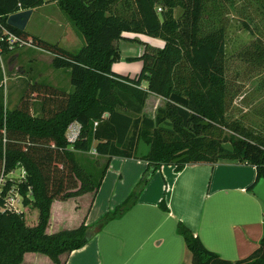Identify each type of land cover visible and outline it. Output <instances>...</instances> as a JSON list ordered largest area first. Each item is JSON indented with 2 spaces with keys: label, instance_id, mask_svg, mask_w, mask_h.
Listing matches in <instances>:
<instances>
[{
  "label": "trees",
  "instance_id": "16d2710c",
  "mask_svg": "<svg viewBox=\"0 0 264 264\" xmlns=\"http://www.w3.org/2000/svg\"><path fill=\"white\" fill-rule=\"evenodd\" d=\"M72 22L83 40L75 51L60 47L6 24L8 14L39 7L44 0H0V22L32 45L52 54L54 68H68L70 92L38 82L27 83L16 105L6 109L0 94V178L16 167L22 177L14 191L21 205L7 207L11 182L0 186V264H19L24 252L45 255L59 263V255L83 246L109 221L119 218L137 200L151 175L164 164L175 172L185 165L226 160L254 167L264 178V134L228 119L227 82L224 74V32L205 28L206 0H48ZM232 2L233 0H225ZM264 7V0H249ZM128 6V12L122 7ZM159 7V12H156ZM180 14L174 17L173 9ZM217 9V8H216ZM122 32L157 37L161 47L138 57V72L129 77L111 70L119 59L117 41ZM252 62L262 60L253 43ZM4 45L0 54L10 53ZM244 54V53H242ZM148 94L161 98L152 117L143 106ZM38 101L40 115L32 113ZM79 124L76 140L68 143L64 132ZM93 122H96L93 125ZM139 142L145 149L136 154ZM94 150L91 165L83 168L76 154ZM137 158L145 168L131 191L92 224L46 233L49 206L86 192L94 194L111 157ZM104 158L102 164L99 159ZM161 210L167 207L163 200ZM29 214V217L27 218ZM257 247L245 258L229 261L206 249L180 221L175 232L190 255L189 264H264V213Z\"/></svg>",
  "mask_w": 264,
  "mask_h": 264
},
{
  "label": "crops",
  "instance_id": "0c3cea01",
  "mask_svg": "<svg viewBox=\"0 0 264 264\" xmlns=\"http://www.w3.org/2000/svg\"><path fill=\"white\" fill-rule=\"evenodd\" d=\"M130 34L132 33L122 32L121 36L132 38ZM139 35L144 38L137 39H141L145 43L148 41L145 35ZM58 42L59 40H56L54 43L69 50L65 48L64 44ZM153 43L158 48L162 45L160 42ZM82 44L83 40L82 42L79 40L77 48ZM117 47L119 59L111 64V70L129 77L134 76L141 66L140 61H130V63H136L131 71L126 68V71H116L121 68L115 66L120 60L126 61L125 58L138 57L141 54L139 45L137 43L126 45V42L120 39L117 41ZM28 49L30 50L29 54L24 55L26 58L33 57L35 61L41 60L44 64L53 67L51 65L52 54L40 48L28 47ZM14 52H10L13 58L8 57L7 59V62L11 60V64H8L9 70L12 64H17V61H20L18 52ZM54 69L57 71L47 72L48 81L46 83L40 79V74H37V77L31 79L29 83L49 84L62 91L70 92L72 86L69 82L68 68ZM58 69L63 70L58 72ZM148 100L155 106L161 101V98L154 94H148L142 109L143 113ZM32 107L33 115L39 116V102L34 101ZM113 158L133 159L136 166L135 170L131 174L127 173L123 179L121 173L118 174V179L122 183L119 188H115L118 180L116 179L114 182L113 188L118 192L117 199L114 200L117 205L127 196L128 191L139 178L145 168V162L137 158L115 156L110 159ZM19 169L22 171L20 167ZM106 177L105 170L97 193L100 188L102 189ZM254 178L255 169L253 166L226 160L215 163L188 164L177 172L173 170L171 164L161 165L151 175L137 200L129 209L119 218L107 222L105 230L95 234L80 248L59 255L58 264H189V253L181 236L175 232L177 221L182 222L206 249L215 252L221 258L229 261L243 259L257 247L262 232L261 202L251 191L246 189ZM96 192L94 194L86 192L69 197L73 200L74 208L78 213L69 221L70 225H65V221L61 217L62 205L69 198L53 200L49 206L45 232L52 233L63 228H74L82 221L89 225L106 208H111L97 205L98 199L101 200V192L99 194ZM82 198L87 199L83 200ZM161 200L167 207L166 211L161 210L158 206ZM80 202H86L83 206L85 208L80 209ZM16 211L18 210L16 209ZM53 211H56L61 218V221H57L56 226L51 225ZM90 214L93 215L88 218ZM55 222V219L52 220L53 224ZM38 260L45 264H54L45 255L34 252H24L19 264H37Z\"/></svg>",
  "mask_w": 264,
  "mask_h": 264
},
{
  "label": "rangeland",
  "instance_id": "374dc122",
  "mask_svg": "<svg viewBox=\"0 0 264 264\" xmlns=\"http://www.w3.org/2000/svg\"><path fill=\"white\" fill-rule=\"evenodd\" d=\"M206 6L207 8L214 6L215 9L208 12L207 18L203 20L202 25L205 28L220 26L224 32V74L228 88L226 116L228 119L238 121L250 130L264 134V7L249 0H233L231 3L225 0H206ZM122 7L128 12V6ZM156 12H159V7H156ZM179 14L180 9L174 8V17H178ZM23 30L50 43L59 40L58 43L64 44L65 48L69 50L78 49L79 40L82 42V38L72 22L58 9L55 2L48 0H44L39 7L32 9ZM130 33H132L130 34L132 38L125 37L122 40L126 42V45L137 43L141 53L144 47L148 51L157 49L158 47L153 42L162 44L160 38L145 35L148 40V43H145L141 39H137L144 38L139 35L141 33ZM255 42L263 49L261 52L262 60L259 63L252 62L249 58V54L253 49L252 45ZM14 51L18 52L20 61H17V64H12L10 70L8 69V64H11V60L7 62V59L8 57L10 59L13 58V55H10L11 53L0 55V94H2L6 109H12L16 105L26 84L31 82V79L36 78L37 74H40V79L46 83L48 81L47 72L50 70L57 71V69L44 64L41 60L35 61L33 57L26 58L24 55L27 56L30 51L28 47L18 48V50L14 49ZM122 53L124 55L125 50ZM135 66V62L130 63V61L120 60L115 67L121 68L116 69V71H126L125 68L131 71ZM16 67H18L17 70ZM61 70L63 69H58V72ZM161 104L162 101H159L154 106L153 102L148 100L144 114L152 117L155 111L154 108L159 107ZM144 149L145 146L139 142L136 154L138 155ZM94 156L90 151L76 154L83 168L85 166V168H88L91 165L90 159L94 158ZM98 161L102 164L104 158H100ZM134 164L135 160L133 159H110L106 169L107 177L105 183L102 189L100 188L98 193L96 192L97 194L101 192V200L98 199L97 205H105V207L111 208L115 205L114 200L117 199L118 192L113 188L114 182H116V179L118 180L115 188H119L122 183L118 179V174L121 173L122 179L125 178L127 173L131 174L135 170L136 166ZM20 177H22V171L19 167H16L12 172L2 176L0 186L5 180L11 182L7 207L15 208L18 211L29 209L32 212V216L29 217L28 214L27 218H29L26 220L25 217V221L27 224H33L35 223V210L29 207L24 208L20 203V196L14 191L15 184ZM82 199L86 200L87 198ZM85 203L80 202V209L85 208L83 207ZM62 207L61 217L65 221V225H70L69 221L78 214L77 209L74 208L73 200L69 198ZM109 209L106 208V210ZM92 215H88V218H91ZM98 218L99 216L89 225H92ZM54 219L56 222L53 224L52 220ZM57 221H61V218L56 211H53L51 225L56 226ZM106 226L104 225L101 230H105ZM37 264L45 263L38 260Z\"/></svg>",
  "mask_w": 264,
  "mask_h": 264
},
{
  "label": "built area",
  "instance_id": "2783aa9c",
  "mask_svg": "<svg viewBox=\"0 0 264 264\" xmlns=\"http://www.w3.org/2000/svg\"><path fill=\"white\" fill-rule=\"evenodd\" d=\"M17 11H20V10H17ZM2 45H4L7 49H9L11 51H13L14 49L22 48V47L38 48V47L32 45L27 40L19 37L18 35L14 34L13 32H11L7 27H5L0 22V51H1ZM95 124H96V122H93V125H95ZM79 127H80L79 124L74 122V121L69 123L66 126L64 136H65V140L68 143H72L76 140V138L78 137V133H79ZM90 153L95 154L94 150H90ZM0 181H1V178H0ZM6 204H9V196L6 199ZM14 210H16V209L14 208Z\"/></svg>",
  "mask_w": 264,
  "mask_h": 264
},
{
  "label": "water",
  "instance_id": "95a60500",
  "mask_svg": "<svg viewBox=\"0 0 264 264\" xmlns=\"http://www.w3.org/2000/svg\"><path fill=\"white\" fill-rule=\"evenodd\" d=\"M31 9L27 8L17 12L10 13L6 16L5 22L7 25L17 29L23 30L28 17L31 14ZM251 192L259 199L262 205V212L264 213V178L257 179L251 188Z\"/></svg>",
  "mask_w": 264,
  "mask_h": 264
}]
</instances>
